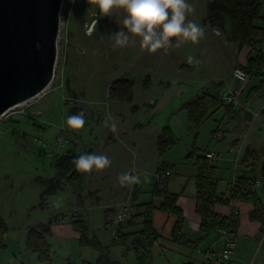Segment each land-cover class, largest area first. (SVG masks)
<instances>
[{"label": "rangeland", "instance_id": "374dc122", "mask_svg": "<svg viewBox=\"0 0 264 264\" xmlns=\"http://www.w3.org/2000/svg\"><path fill=\"white\" fill-rule=\"evenodd\" d=\"M212 1L188 0L195 9L188 14V20L202 26L205 32L198 44L186 42L167 51L158 50L155 54L142 50L138 44L113 47L110 36L123 28L122 10L108 17L100 12L94 0H76L73 8L66 3L50 86L39 97L9 112L2 125L0 219L6 225L12 243L23 244L28 225L48 214H56L53 218L59 222L85 218L92 232L99 231L104 244L115 236L119 225L125 232L141 229L144 215L141 214L138 220L132 217L137 213L132 194L138 187L140 196L143 195L141 202H149L152 200L150 192L157 183L160 168L157 124L165 118H155L151 108L161 90L188 81L199 92L203 83L213 78L215 71L226 73L232 79L235 68H246L247 65L238 62L240 50L230 41L229 25H226L225 34L207 25L206 7ZM260 13L264 17V0H261ZM92 20L95 21L92 23ZM256 25L264 30L263 20ZM259 48L264 53V34ZM242 56L243 53L240 60ZM119 78L134 82L131 102L110 97L108 89ZM151 101L155 103L151 104ZM263 109L264 105L259 111L248 112L256 119ZM79 112L84 113L86 123L83 128L73 129L67 119ZM106 120L109 126L105 125ZM112 123L116 124L115 131L110 127ZM214 126L215 121H209L198 129L199 154L209 145ZM68 150L78 155L90 150L111 160L106 169L83 173V206L77 203L71 186L65 181L61 182L62 188L55 195L41 199V193L47 187L43 181L57 179L56 161ZM180 166L171 187L180 188L185 179L188 181L187 194L195 191V178L191 174L196 170L195 165L184 162ZM219 170V183L223 181L222 184L227 186L228 178H221L223 170ZM125 172L139 176L140 183L122 186L118 177ZM41 202L43 208H40ZM42 210H48V213ZM122 210L128 214L126 221L107 226L106 219ZM76 246L77 256L80 254L96 263V250L80 248L78 243ZM160 252L157 245L154 264H190V258L183 252L171 249ZM112 256L121 262L137 264L133 252L127 259L118 250H113ZM198 259L195 255L192 264H198Z\"/></svg>", "mask_w": 264, "mask_h": 264}, {"label": "trees", "instance_id": "16d2710c", "mask_svg": "<svg viewBox=\"0 0 264 264\" xmlns=\"http://www.w3.org/2000/svg\"><path fill=\"white\" fill-rule=\"evenodd\" d=\"M261 0H213L206 7V23L212 29L226 33V25L230 28V41L236 43L239 49L245 47L255 53L254 57L247 60L246 68H243L249 76L260 75L264 77V55L259 48L260 38L264 30L256 25L258 21H264L261 16ZM264 88V79L253 90L260 91ZM134 82L127 78L115 80L110 87V97L121 102H131L133 100ZM187 111L188 120L193 127L199 128L209 119L213 112L220 107H224L226 117L229 121L236 118L238 113L233 106H222L219 97L208 92H202L194 99L187 102L184 106ZM264 114V109L262 110ZM252 115L247 112V118ZM197 136H195L191 151L185 157V162L193 164L197 173L195 176L197 193L195 196L196 213L201 218L200 231L207 234L212 229H221L227 227L230 234L235 228L236 220L229 222L226 217H222L215 211L216 205H230L232 201H245L254 206L250 215L252 221H258L264 224V206L257 195L256 189H247L246 176H240L234 186H230L229 194L224 196L218 194L219 179L216 176V166L213 160L199 154L197 148ZM176 145L174 133L169 126H164L157 137V152L161 157L168 153ZM86 151L83 154H91ZM73 150H68L56 161L57 179L44 180L47 187L41 193V199L53 196L62 188V181L71 186L77 203L83 206V173L76 170L73 160L78 157ZM257 155L255 152L247 151L242 159L244 165H249L253 169V174L257 169ZM167 166L161 164L159 172L165 171ZM255 176V175H254ZM252 177V176H251ZM260 177L264 181V162L260 168ZM152 201L140 202V189L135 187L132 194L134 208L137 211L133 214L134 219H139L144 215L142 227L136 231L125 232L120 225L117 228L115 236L109 243H102L95 235L90 232V226L85 218H74L71 224L74 230L79 234L78 244L80 247H90L97 251L98 259L95 264H128L121 262L112 256L113 250H118L120 255L127 259L133 252L137 264H154V249L160 244L162 236L154 226V211L159 210L162 213L171 215L175 218L174 227L171 235V242L178 246H192L186 240L184 235L185 217L183 211L178 207V197L161 188L155 183L152 191ZM160 200L156 205L154 200ZM43 208V202L40 203ZM57 220L51 218L46 224H40L36 228H30L26 237V248L39 257L42 263L52 262V247L48 241L51 236L52 225ZM106 224H113L110 216L106 219ZM7 228L0 219V235H5ZM201 239V238H200ZM70 264V263H69Z\"/></svg>", "mask_w": 264, "mask_h": 264}, {"label": "crops", "instance_id": "0c3cea01", "mask_svg": "<svg viewBox=\"0 0 264 264\" xmlns=\"http://www.w3.org/2000/svg\"><path fill=\"white\" fill-rule=\"evenodd\" d=\"M239 50V54L241 55L243 53L244 55L241 60L239 59L240 55H237L238 62L242 65H246L248 58L255 56V53H252L251 49L247 47ZM260 50L262 51V49ZM263 79L264 77L260 75H254L250 77L246 84L241 86L242 107L235 108L238 115L234 120L229 121L226 117L224 107H220V109L213 112L211 117L203 123L215 121V126L210 133V143L202 152V155L211 152L215 153L217 155V159L214 160V164L217 166L216 176H220L219 169L222 168L221 178L222 176L223 178L224 176L228 178L227 186L222 184L223 181L218 183V194L227 196L235 178L255 175L261 180V186L256 189V192L264 206V181L260 177V168L264 162V114L261 113L256 119L253 117L247 118L248 110L259 111L264 105V88L260 91L253 90ZM254 80L255 82H253ZM233 87H240V84L234 78H229L228 74L217 73L215 71L213 78L203 83L199 92H196L194 84L188 81L181 85H170L168 88L162 89L156 103L151 108V113L156 115L155 118H165L161 121L160 125L157 124L159 127L158 135L164 126H169L174 133L176 145L165 155L159 156L158 160L160 166L162 163L167 166L166 171L169 172V175L165 179V189L178 197L177 205L183 211L185 217L184 235L188 242L193 243L192 246H178L172 243L171 235L175 218L156 210L154 211L153 218L154 226L162 236L159 244L161 249L160 254L168 249L180 251L190 258V264L193 262V257L197 255L199 256L198 264H202L205 251L210 249L215 251L219 250L224 244L219 229H212L205 235L200 231L201 218L196 213L195 207V196L197 193L196 180L194 179L195 191H190L188 194L187 180L183 179L182 181L180 179L182 183L178 189L171 187V181L174 180L175 182L176 177L174 174H179L178 168L185 162V157L191 151L195 136L199 135L198 129H200V127L196 128L191 125L188 120L187 111L184 110L183 106L202 92H208L219 97L220 92ZM247 151L255 152L257 155V169L254 174H246L243 167L236 169L232 162V159L237 153L243 159ZM196 173L197 170L191 173L193 178H195ZM178 176L183 177L181 175ZM142 196L139 198L140 202ZM154 202L156 205H159L160 200L156 199ZM233 208L238 211V217L235 228L230 234V237L236 241V249L230 264H264V224L250 219V215L254 210V206L251 203L234 201ZM230 210L231 207L229 205H216L215 207L216 213L226 218L230 215ZM42 211L47 212L48 210ZM54 215L48 214V217L29 224L27 233L30 228H36L40 224H46L51 218L55 217ZM51 230L52 234L48 237L53 251L51 263H42L36 253L26 248L27 234L24 243L17 244V246L10 241L9 234L6 233L5 235H0V264H95V262L91 261L92 259L85 258L80 254L77 256L78 249L76 245L79 234L74 230L70 222H59L57 220L52 225ZM90 233L95 235L103 243L99 231H91ZM69 242H71V245H67ZM58 248L59 251L56 250Z\"/></svg>", "mask_w": 264, "mask_h": 264}, {"label": "water", "instance_id": "95a60500", "mask_svg": "<svg viewBox=\"0 0 264 264\" xmlns=\"http://www.w3.org/2000/svg\"><path fill=\"white\" fill-rule=\"evenodd\" d=\"M62 0H0V117L50 86Z\"/></svg>", "mask_w": 264, "mask_h": 264}, {"label": "clouds", "instance_id": "9594fccd", "mask_svg": "<svg viewBox=\"0 0 264 264\" xmlns=\"http://www.w3.org/2000/svg\"><path fill=\"white\" fill-rule=\"evenodd\" d=\"M94 3L104 16L111 17L117 10L124 13L123 28L110 36L114 48L138 44L142 50L155 54L158 50L167 51L186 42L198 44L205 35L202 26L188 20V14L195 11L188 0H94ZM173 38L177 39L173 41ZM226 102L231 101L226 98ZM85 123L83 112L67 119V124L73 129L83 128ZM105 125L109 126L108 120ZM110 127L112 131L116 130L115 123ZM73 163L77 171L87 174L106 169L111 160L106 155L91 153L79 155ZM118 180L122 186L140 183L139 176L129 172L122 173ZM123 219V215L118 217V220Z\"/></svg>", "mask_w": 264, "mask_h": 264}, {"label": "built area", "instance_id": "2783aa9c", "mask_svg": "<svg viewBox=\"0 0 264 264\" xmlns=\"http://www.w3.org/2000/svg\"><path fill=\"white\" fill-rule=\"evenodd\" d=\"M66 3H69L71 5V7L73 8L75 6L76 0H62V8H61V13H60V29H59V36H60V32H61V27H62V10L63 7L66 5ZM58 36V37H59ZM233 78L236 80V82L238 84H240V87H233V88H229L226 89L222 92H220L219 94V102L222 106H233V107H237V108H241L242 107V102H241V97H242V89L241 86L246 84L248 82V80L250 79L249 74L241 67H237L234 69L233 71ZM226 98L228 100H230L231 102H226ZM18 105L16 107H13L11 110H9L7 113H5L3 116L0 117V138L3 135V130H2V125L4 124V122L6 121V119L8 118V114L9 112H11L12 110H15L16 108L22 106ZM259 113H256V115H258ZM206 158L210 159V160H214L217 158V155L213 152L211 153H207ZM232 162L234 164V167L236 169H239L240 167L245 170L246 174H253V169L251 166L249 165H244L242 163V158L240 157V154L237 153L235 155V157L232 159ZM169 175L168 171H161L157 174V183L159 184V186L161 188L165 187V179L166 177ZM240 177L235 178L231 184V186H234ZM246 179L248 180L246 183V187L247 189H258L261 186V180L260 178H258L257 176H252V177H246ZM233 202L232 201L230 203V215L228 216V221H234L237 219L238 217V211L233 208ZM123 215L124 219L123 220H118V217ZM128 218V214L125 212V210H122L120 213H118L116 216L114 217H110V220H112L114 225H118L120 223H123L124 221H126V219ZM220 230V234L222 239L224 240V244L223 246L219 249V250H207L204 252V257H203V261L202 264H230V262L232 261L235 249H236V241L230 237V232L229 229L227 227L221 228Z\"/></svg>", "mask_w": 264, "mask_h": 264}, {"label": "flooded vegetation", "instance_id": "af4514ba", "mask_svg": "<svg viewBox=\"0 0 264 264\" xmlns=\"http://www.w3.org/2000/svg\"><path fill=\"white\" fill-rule=\"evenodd\" d=\"M95 20H92L91 22L93 23ZM92 23L90 24V26L92 25ZM120 79V78H119ZM114 82V81H113ZM112 82V83H113ZM112 83H111V85H112ZM111 85H110V87H111ZM110 87H109V95H110ZM114 100H116V99H114ZM116 101H118V100H116ZM121 102V101H120ZM155 103V101H151V104H154Z\"/></svg>", "mask_w": 264, "mask_h": 264}]
</instances>
